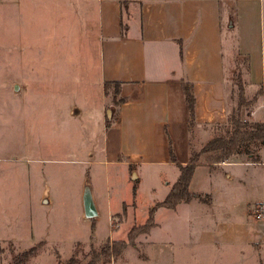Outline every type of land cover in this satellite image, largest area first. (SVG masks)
<instances>
[{
	"label": "rangeland",
	"instance_id": "1",
	"mask_svg": "<svg viewBox=\"0 0 264 264\" xmlns=\"http://www.w3.org/2000/svg\"><path fill=\"white\" fill-rule=\"evenodd\" d=\"M100 3L0 0V264L39 242L29 264H67L73 254L85 263L91 248L128 240L134 225L150 229L99 264H264L262 203L250 218L219 198L209 208L207 194L170 209L165 167L148 166L133 194L132 168L105 161L107 109L113 117L118 105L102 73ZM258 187L249 195L264 200Z\"/></svg>",
	"mask_w": 264,
	"mask_h": 264
},
{
	"label": "crops",
	"instance_id": "2",
	"mask_svg": "<svg viewBox=\"0 0 264 264\" xmlns=\"http://www.w3.org/2000/svg\"><path fill=\"white\" fill-rule=\"evenodd\" d=\"M230 1L101 0L102 73L110 90L115 80L121 81L120 96L125 98L115 116L113 108L107 109L104 156L107 162L121 161L132 168L137 193L151 165L168 171L166 195L177 181L180 168L171 160L170 140L179 162L190 161L184 80L193 83L198 149L237 105L231 82L237 56L249 57L247 97L264 87V0ZM122 20L128 24L124 33ZM243 115L264 121V91ZM222 153H201L189 187L209 195L210 203L204 202L209 208L219 198L230 207L244 206L250 218L253 205L264 206V200L251 199L248 191L256 181L264 191V151L259 161L242 153L219 161ZM187 204H195V199L169 208ZM92 207L99 214L95 198ZM237 226L250 234L247 224Z\"/></svg>",
	"mask_w": 264,
	"mask_h": 264
},
{
	"label": "trees",
	"instance_id": "3",
	"mask_svg": "<svg viewBox=\"0 0 264 264\" xmlns=\"http://www.w3.org/2000/svg\"><path fill=\"white\" fill-rule=\"evenodd\" d=\"M123 33L126 30L128 24L122 20ZM244 60L247 63V69L249 68V57L244 56ZM237 71V70H236ZM235 71L234 81L237 85V105L231 110L228 116L227 122L223 124H217L215 126L214 135L209 139L200 149L195 147L194 144V131L196 124L195 113V93L193 89V83L189 80L183 81V88L185 92L186 101L188 104V129H189V141L191 144V158L186 164L179 162L174 149L173 143L170 140V155L171 160L174 161L180 168V175L177 181L172 185L170 191L162 201L168 207L175 208L181 201H189L195 197H200V194L191 191L189 185L196 167L200 164V155L202 152L222 149L223 153L219 156L218 160H226L235 153H247L255 161L261 159V154L257 151L260 146L264 145V121L250 120L244 118V110L250 108L258 99L259 95L263 93L264 87H260L255 95L248 98L246 89V79L242 70ZM113 102L119 104L124 101V97L120 96L121 81L115 80L113 82ZM137 186L133 187V194L136 193ZM155 208L152 209V211ZM149 225L144 227H138L134 225L129 232L128 240H115L108 241L102 245L101 250H97L94 247L88 252L89 259L83 263L82 260L73 254L67 264H99L102 262H108L113 257L120 254L128 243H134L135 237L139 232L148 231ZM39 242L36 245L31 246L29 249L22 250L16 253L13 257L12 264H29V260L33 255H36L39 250Z\"/></svg>",
	"mask_w": 264,
	"mask_h": 264
},
{
	"label": "built area",
	"instance_id": "4",
	"mask_svg": "<svg viewBox=\"0 0 264 264\" xmlns=\"http://www.w3.org/2000/svg\"><path fill=\"white\" fill-rule=\"evenodd\" d=\"M255 217L257 218L264 217V206L263 205H262V208L258 212H256Z\"/></svg>",
	"mask_w": 264,
	"mask_h": 264
}]
</instances>
